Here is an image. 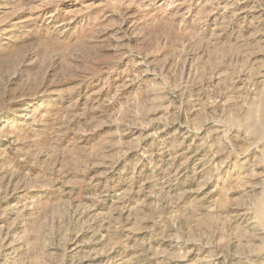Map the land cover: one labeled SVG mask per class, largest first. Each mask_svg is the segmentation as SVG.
<instances>
[{
    "label": "rangeland",
    "instance_id": "374dc122",
    "mask_svg": "<svg viewBox=\"0 0 264 264\" xmlns=\"http://www.w3.org/2000/svg\"><path fill=\"white\" fill-rule=\"evenodd\" d=\"M0 264H264V0H0Z\"/></svg>",
    "mask_w": 264,
    "mask_h": 264
}]
</instances>
